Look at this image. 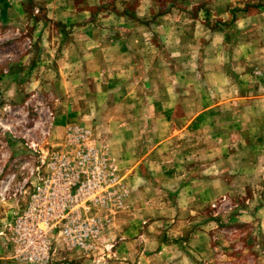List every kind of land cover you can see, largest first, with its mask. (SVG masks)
I'll return each instance as SVG.
<instances>
[{
    "label": "rangeland",
    "instance_id": "374dc122",
    "mask_svg": "<svg viewBox=\"0 0 264 264\" xmlns=\"http://www.w3.org/2000/svg\"><path fill=\"white\" fill-rule=\"evenodd\" d=\"M263 69L264 0H0V226L76 126L123 197L49 264H264Z\"/></svg>",
    "mask_w": 264,
    "mask_h": 264
},
{
    "label": "built area",
    "instance_id": "2783aa9c",
    "mask_svg": "<svg viewBox=\"0 0 264 264\" xmlns=\"http://www.w3.org/2000/svg\"><path fill=\"white\" fill-rule=\"evenodd\" d=\"M88 128L69 126L63 146L39 160L23 202L0 226L11 264H49L61 249L110 248L104 211L122 202L118 175L102 141Z\"/></svg>",
    "mask_w": 264,
    "mask_h": 264
},
{
    "label": "crops",
    "instance_id": "0c3cea01",
    "mask_svg": "<svg viewBox=\"0 0 264 264\" xmlns=\"http://www.w3.org/2000/svg\"><path fill=\"white\" fill-rule=\"evenodd\" d=\"M261 74H262V77L264 78V69H263V71L261 72ZM124 83H130V84H132V83H134V81H133V82H132V81H127V82H124ZM130 97H131V95H129L128 97H124L123 100L128 102V100H129ZM112 126H113V125H112ZM109 127H110V124L106 125V128H107L106 130L103 129L105 133L107 132V130H110V131H109V134L106 133V137H109L110 135H113V134H114V129H113V128H109ZM122 127H123V128H122L121 130H122L124 133H125V131H126L125 134H126V136H127V139H128L129 136H130V137L133 136L134 130L129 128V126H128V124H127L126 121H125V125H122ZM125 127H126V130H125ZM113 137H114V136H112L111 141H112V143L114 144ZM129 152H130V148L127 147V153H129ZM126 157H128V156H126ZM124 161H126V160H124ZM127 162H129V161H127ZM131 165H132V164H128V163H127V166L131 167ZM5 210L8 211L9 216H11V215L15 212V209L5 208ZM8 214H7V215H8ZM4 251H5V247H4Z\"/></svg>",
    "mask_w": 264,
    "mask_h": 264
}]
</instances>
